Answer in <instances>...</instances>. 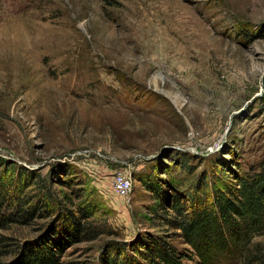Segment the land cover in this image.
I'll return each instance as SVG.
<instances>
[{"label": "rangeland", "instance_id": "rangeland-1", "mask_svg": "<svg viewBox=\"0 0 264 264\" xmlns=\"http://www.w3.org/2000/svg\"><path fill=\"white\" fill-rule=\"evenodd\" d=\"M262 163L264 0H0V191L15 185L4 218L21 176L36 202L47 191L37 177L50 175L61 206L94 199L93 226L113 231L74 244L60 264H103L109 244L132 254L150 237L198 261L148 212L150 188L175 179L184 193L207 177L239 188ZM119 175L128 197L114 189ZM56 218L0 221V264ZM261 225L242 256L214 264H264Z\"/></svg>", "mask_w": 264, "mask_h": 264}, {"label": "trees", "instance_id": "trees-1", "mask_svg": "<svg viewBox=\"0 0 264 264\" xmlns=\"http://www.w3.org/2000/svg\"><path fill=\"white\" fill-rule=\"evenodd\" d=\"M65 167L59 165L58 170L63 172ZM187 167L192 174L193 169L189 165ZM260 168L261 171L254 176L237 178L239 188L226 187L220 190L215 185L217 182L210 184L208 177L196 180L191 190L184 193H181L183 183L178 184L175 179L165 186L158 184L150 188L157 203L148 207V212L172 230L179 231L181 238L197 253L198 261L191 254L186 256L180 253L163 238L150 237L147 241H140L138 247L133 245L132 254L126 252V246L109 244L102 263L185 264V261H190L191 264H214L225 256L232 258L235 251H239L238 256H242L249 246L250 232L260 230L264 222V163ZM50 177H37L38 182L43 184V190L47 191L33 202V199H27L24 195L26 188L34 184L27 185L29 177L21 176L16 182L17 204L10 218H4V211L10 205V190L14 183H4L1 187V222L19 219L27 223L39 215L45 218L56 216L60 222L58 228L53 223L45 235L26 244L24 253L18 255L15 264H60L64 253L74 244L113 233L108 226H93L92 220L98 212V204L94 199H84L78 205V210L73 212L61 206V202L54 198L51 183L55 180ZM56 180L59 185L65 184ZM232 231L237 234H231Z\"/></svg>", "mask_w": 264, "mask_h": 264}, {"label": "built area", "instance_id": "built-area-1", "mask_svg": "<svg viewBox=\"0 0 264 264\" xmlns=\"http://www.w3.org/2000/svg\"><path fill=\"white\" fill-rule=\"evenodd\" d=\"M114 189L119 195L128 197L132 189L131 181L125 176L119 175L115 178Z\"/></svg>", "mask_w": 264, "mask_h": 264}, {"label": "bare ground", "instance_id": "bare-ground-1", "mask_svg": "<svg viewBox=\"0 0 264 264\" xmlns=\"http://www.w3.org/2000/svg\"><path fill=\"white\" fill-rule=\"evenodd\" d=\"M177 102V101H176Z\"/></svg>", "mask_w": 264, "mask_h": 264}]
</instances>
